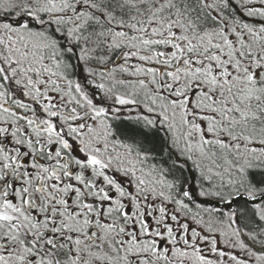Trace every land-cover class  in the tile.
I'll return each mask as SVG.
<instances>
[{"label": "snow or ice", "instance_id": "6c2138e0", "mask_svg": "<svg viewBox=\"0 0 264 264\" xmlns=\"http://www.w3.org/2000/svg\"><path fill=\"white\" fill-rule=\"evenodd\" d=\"M0 264H264V0H0Z\"/></svg>", "mask_w": 264, "mask_h": 264}]
</instances>
